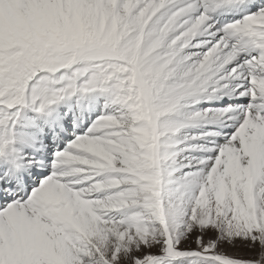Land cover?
Masks as SVG:
<instances>
[{
  "label": "snow or ice",
  "instance_id": "snow-or-ice-1",
  "mask_svg": "<svg viewBox=\"0 0 264 264\" xmlns=\"http://www.w3.org/2000/svg\"><path fill=\"white\" fill-rule=\"evenodd\" d=\"M0 264H264V0H0Z\"/></svg>",
  "mask_w": 264,
  "mask_h": 264
}]
</instances>
